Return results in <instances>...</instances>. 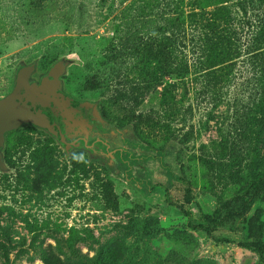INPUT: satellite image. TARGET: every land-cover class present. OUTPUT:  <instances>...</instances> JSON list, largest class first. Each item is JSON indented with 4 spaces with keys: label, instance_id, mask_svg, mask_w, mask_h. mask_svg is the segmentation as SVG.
Masks as SVG:
<instances>
[{
    "label": "rangeland",
    "instance_id": "1",
    "mask_svg": "<svg viewBox=\"0 0 264 264\" xmlns=\"http://www.w3.org/2000/svg\"><path fill=\"white\" fill-rule=\"evenodd\" d=\"M159 1L0 0V97L12 89L23 63L35 62L37 71L44 72L57 57L72 59L62 76L68 94L97 101L120 126L137 121L151 148L160 149L168 132L183 141L178 149H168L165 159L191 181L194 198L186 199L180 185L171 196L198 221L201 212L237 208L236 195L264 173V110L252 104L261 89L255 80L261 42L254 40L261 22L242 12L240 0H219L229 10L225 29L233 37L235 57L217 70L222 76L217 79L200 68V47L211 42L206 39L208 11L216 4L207 6L201 20L186 17L181 22L185 17L178 18L180 12L198 11V0H173L166 18L159 15ZM165 19L180 24L197 49L190 42L189 49L177 51L170 61L152 60L146 73L139 57L119 72L99 68L97 60L124 34V21L140 30L141 41L155 39L157 50L161 36L147 27ZM69 36L88 38L82 56L60 55ZM179 67L183 72H172ZM136 80L144 82L133 98L115 99L119 89ZM234 99L250 109L247 152L236 157L224 149L232 132ZM5 146L9 152L7 168L0 169V264H264V253L261 258L253 248L237 244L264 243V194L244 216L228 219L215 230V236L235 242H217L188 227L183 211L167 204L163 189L147 192L134 179L97 162L79 166L45 131L21 128ZM140 165L142 176L165 182L156 160Z\"/></svg>",
    "mask_w": 264,
    "mask_h": 264
},
{
    "label": "trees",
    "instance_id": "2",
    "mask_svg": "<svg viewBox=\"0 0 264 264\" xmlns=\"http://www.w3.org/2000/svg\"><path fill=\"white\" fill-rule=\"evenodd\" d=\"M173 0H160L159 6H162L161 12L159 15L163 18H166V7H171V2ZM211 2H213L211 4ZM216 4V7L212 9L210 12V18L206 26H208V30L210 31L207 35L206 39L211 38V42L209 44L201 45V53L203 59L200 61V68L203 74L209 76L212 75L213 78L220 79L221 75H216L215 73L221 67H227L228 63L235 57V51L232 48L234 41L233 37L228 35L226 32V24L228 25V7L223 5V3L219 0H198L197 8L184 15L182 11L178 15V18L185 17L181 22H184L186 17L193 18L194 20L202 19L205 17V13H207L206 8L209 5ZM239 7L242 12L248 18H252V16H257L260 18L259 23V33L254 37V40L258 43L261 42V47H259L257 51L258 59L260 62V72L256 77V83L261 86L259 93L257 94L258 102L254 101L252 104H257L260 107V110H264V0H240ZM200 10V11H199ZM166 22L159 24L156 23L155 27H151L150 25L147 27L149 31H155L159 36V43H157L158 49L154 50L153 46L155 44V39L153 43L147 41H141L142 33L140 30L132 23L124 21L125 31L124 34L120 37L118 43L111 48H108L103 53V57L97 60V64L99 68L107 70L109 67L117 68L118 72L121 67L125 66L129 61L133 60V58H138V64L141 65V70L146 73L148 67L151 65L152 60H156L158 58H165L170 61L172 57H174L177 51L189 49L190 42L192 43L193 48L197 49V45L194 46L193 38H188L186 32L180 27V24H177L171 19H165ZM146 28V29H147ZM213 35V36H212ZM69 43L60 49V55H65L68 52H76L79 55H83L85 51V47L83 43L86 42L88 38L85 36H69L65 37ZM235 39V38H234ZM148 40V39H146ZM203 46V47H202ZM195 50V49H194ZM59 60V57L55 58ZM258 61V60H257ZM90 61H87L89 63ZM138 65V66H139ZM147 69V70H146ZM187 69V68H186ZM177 71L178 73L183 72L181 67L176 69H172V72ZM185 71V70H184ZM175 73V72H174ZM224 79V78H223ZM222 80V79H221ZM144 82V80H136L133 81L129 86H125L122 89H119L115 95V99H123L130 100L133 98L134 92H136L140 85ZM220 82V80H218ZM240 100L234 99L233 101V125L232 132L229 134V137L226 138V143L224 149L227 150L228 154L236 157L239 154H243L247 152V145L249 144L250 137V120L248 116L250 115V109L243 108V106L238 105ZM190 116L192 115V109L189 108ZM133 124L134 129L136 130L139 137L143 140L142 135L140 134L138 128L137 121H128ZM157 124V123H156ZM162 123H158V128H163ZM21 128L27 130H41L43 129L36 127L32 124H26L21 126L16 130H12L7 132L5 139L11 136V134L19 131ZM46 132V131H45ZM144 141V140H143ZM183 141L181 139L176 138V135L173 132H168L165 143L160 149L151 148L156 154L158 160L160 161L162 172L165 175V182L163 183H151L149 181H145L140 183V186L143 190L147 192H156L159 189L164 190L165 200L168 205L178 207L184 213L187 218L188 227L202 231L208 237H211L213 240L217 242H235L233 239L228 237H217L214 232L224 221L234 218V217H242L245 215L247 210L250 208L252 203L258 195L264 194V173L256 178H254L248 186L243 190L242 193L237 194L236 198L239 201L237 208L232 210L221 211L220 209H216L212 213L201 212L199 215V220H195L192 215V212L188 209L182 207L179 203V200H173L171 196V190L175 185H180L183 195L186 199L192 201L194 198V187L191 181L185 177L184 175L177 173L174 171L171 164L166 161L165 157L168 154V149H178L180 144ZM3 159L6 161V157L9 152L8 146L2 148ZM77 160V164L79 166H84L87 162L86 157L84 156H74ZM237 244L241 247L253 248L259 253V256L263 258L264 253V243L262 241H239Z\"/></svg>",
    "mask_w": 264,
    "mask_h": 264
},
{
    "label": "flooded vegetation",
    "instance_id": "3",
    "mask_svg": "<svg viewBox=\"0 0 264 264\" xmlns=\"http://www.w3.org/2000/svg\"><path fill=\"white\" fill-rule=\"evenodd\" d=\"M54 63L44 72L37 71L35 62L23 63L19 68L34 64V69L29 73V81L39 83ZM67 67L68 65L59 76L60 91L70 98L72 112L68 115L53 114L54 121L63 132L66 147H63L60 142L61 135H53L47 131L46 133L59 141L68 156H84L87 162H97L107 171L115 168L121 172L124 178L134 179L138 186L145 181L153 183L142 176L143 168L140 164L141 161L156 160L161 167L160 161L154 153L155 150L149 148L139 137L132 123L128 122L120 126L104 113L97 101L78 99L68 94L64 89L62 78ZM46 110L50 112L49 107H46ZM43 131L45 130L43 129ZM133 171L136 172L135 175H133Z\"/></svg>",
    "mask_w": 264,
    "mask_h": 264
},
{
    "label": "water",
    "instance_id": "4",
    "mask_svg": "<svg viewBox=\"0 0 264 264\" xmlns=\"http://www.w3.org/2000/svg\"><path fill=\"white\" fill-rule=\"evenodd\" d=\"M72 59L62 58L55 62L39 83L29 81L34 64L22 66L16 73L12 89L0 97V169L7 168L2 148L7 132L25 124H32L53 135H61L60 142L66 147L63 132L53 119V114L71 113L70 98L61 89L59 76ZM49 107L50 112L46 110Z\"/></svg>",
    "mask_w": 264,
    "mask_h": 264
}]
</instances>
